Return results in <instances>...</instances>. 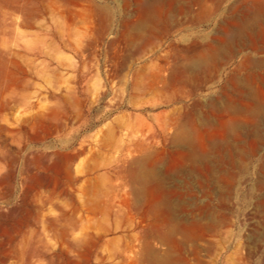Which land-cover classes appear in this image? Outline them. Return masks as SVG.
Returning a JSON list of instances; mask_svg holds the SVG:
<instances>
[{
	"label": "rangeland",
	"instance_id": "374dc122",
	"mask_svg": "<svg viewBox=\"0 0 264 264\" xmlns=\"http://www.w3.org/2000/svg\"><path fill=\"white\" fill-rule=\"evenodd\" d=\"M231 1L223 0L216 15L194 26V35L211 31ZM133 5V0H0V264H147L139 251L148 219L141 221L128 207L133 197L127 178L117 174L140 156L135 140L143 138L157 151L158 171L170 168L168 184L190 183L188 166L175 167L169 159L167 130L117 127L135 115L154 124L146 114L168 109L128 93L132 71L168 50L163 41L135 59L137 44L126 45L124 28L133 19ZM216 88L217 83L203 87L184 103H205ZM110 127L119 129L123 148L103 146ZM236 143L247 150L239 159L232 154L233 168L226 165L231 176L222 199L233 224L228 227L238 237L225 227L213 240L201 238L202 244L174 235L182 250L154 241L160 255L171 248L166 253L171 264H264V232L249 236L252 225L262 222L251 213L264 198V146L251 151ZM193 190L195 203L217 202L214 190L204 188V197L201 189ZM234 244L241 253L237 259ZM207 245L214 246L213 255L205 253Z\"/></svg>",
	"mask_w": 264,
	"mask_h": 264
},
{
	"label": "bare ground",
	"instance_id": "6f19581e",
	"mask_svg": "<svg viewBox=\"0 0 264 264\" xmlns=\"http://www.w3.org/2000/svg\"><path fill=\"white\" fill-rule=\"evenodd\" d=\"M222 2L223 0H133V19L128 18L129 21L123 22L126 28V31L123 28L126 32V45L128 42L129 45L137 44L132 49L134 52L138 48L134 52L136 60L146 50L165 41L168 48L165 53L155 54V62L145 61L132 71L128 93L132 97L141 96L151 107L161 105L160 107L168 109L157 113L145 112L154 124L145 123L143 118L135 115L134 121L118 124L117 127L129 128L133 132L145 129L151 134H154L155 129L167 130L170 133L168 146H171L170 149L167 148L169 159L174 162L175 167L187 165L188 178L190 177V183L186 185H171L177 182L168 184V178H165L168 167L164 169V173L157 170L158 153L143 138L132 142L140 156L129 165L126 164V168L119 167L117 170L119 176L127 178L124 182L129 185L133 197V201L127 203L128 207L141 215V221H150L147 220L148 223L145 224L147 231L144 226L146 232L142 233L141 251L138 250L147 264H169L171 261L168 256L170 252L166 254L171 248L164 250L165 252L162 250L160 255L155 251L156 247H153L156 243L154 241L179 248L181 240L178 242L177 239L180 238L177 237V243L174 235H181L182 241L191 240L192 243L194 239L197 241L207 237L209 240L232 224L230 216L225 213L228 207L222 199L226 195L225 184L231 176L227 166L234 167L233 153L239 159L246 152L245 147L253 151L258 144L260 147L264 146V0H233L220 11L211 31L194 35V26L207 16L216 15ZM215 83L217 88L213 91L214 97L204 99L205 103L198 99L189 102V105L184 103L185 97H193L203 87ZM211 117L214 122H210ZM118 128L110 127L107 130L104 147H124ZM232 141L242 143L246 150L241 149L242 145L237 143L234 146ZM196 187L202 190L203 197L206 193L204 188L214 190L212 192L217 196V202L212 206L209 199L205 200L206 197L203 203H195V194L192 192ZM106 191L113 189L107 188ZM105 204L104 208L98 210L101 215L106 214L109 201ZM255 206L251 216H257L262 222H258L259 226L252 225L249 236L253 238L264 232V198L257 201ZM214 211L217 213L214 214ZM228 228L230 233L231 229ZM231 235L238 237L237 233L231 232ZM234 245L235 254H231L237 259L239 255L236 254L240 250L238 251L237 244ZM194 248L197 254L196 247ZM205 253L213 255L214 246H208ZM234 258L233 261L236 260Z\"/></svg>",
	"mask_w": 264,
	"mask_h": 264
}]
</instances>
